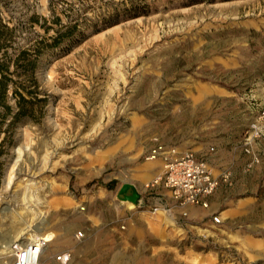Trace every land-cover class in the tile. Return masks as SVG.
Listing matches in <instances>:
<instances>
[{
  "label": "rangeland",
  "instance_id": "1",
  "mask_svg": "<svg viewBox=\"0 0 264 264\" xmlns=\"http://www.w3.org/2000/svg\"><path fill=\"white\" fill-rule=\"evenodd\" d=\"M83 1L77 13L88 24L112 9L141 12L89 26L83 38L46 47L30 65L9 61L0 103L1 227L12 216L2 213L7 207L18 215L25 205L42 209L30 231L57 229L44 264H264V126L250 140L252 153L243 150L264 110V0ZM6 2L16 55L43 34L27 19L49 16V0ZM154 137L202 156L214 174L232 173V185L216 197L230 211L221 224L171 225L152 211L160 188L145 183L160 158L151 169L144 156ZM20 144L28 149L5 187ZM253 155L258 160L246 166ZM28 181L37 198L26 202ZM124 181L138 190L134 207L116 195ZM61 250L71 253L65 263L53 258ZM7 261L0 254V264Z\"/></svg>",
  "mask_w": 264,
  "mask_h": 264
},
{
  "label": "built area",
  "instance_id": "2",
  "mask_svg": "<svg viewBox=\"0 0 264 264\" xmlns=\"http://www.w3.org/2000/svg\"><path fill=\"white\" fill-rule=\"evenodd\" d=\"M264 126V110L251 122V132L244 138V148L246 153L251 154L249 147L250 140L262 132ZM146 160L160 158L161 169L147 183L145 187L152 190L156 187H163L169 192L170 203L160 204L158 200L151 209L170 213L174 208H182L186 205L208 207V197L221 184L230 185L232 183L230 171L224 170L214 174L210 164L205 158L191 150H178L175 146H167L157 137L153 138V144L145 154ZM255 155L247 166L257 161ZM157 198L160 199V193ZM187 212L183 210L182 216ZM222 223L220 214L217 211L210 212L209 227H215ZM45 242L41 236L28 240L22 245L12 244V254L7 255L10 264H44L41 263ZM11 253V252H10ZM69 250H61L53 256L54 260L65 263L70 259ZM5 264V262L3 263Z\"/></svg>",
  "mask_w": 264,
  "mask_h": 264
},
{
  "label": "trees",
  "instance_id": "3",
  "mask_svg": "<svg viewBox=\"0 0 264 264\" xmlns=\"http://www.w3.org/2000/svg\"><path fill=\"white\" fill-rule=\"evenodd\" d=\"M83 2V0H49V16H41L37 13L31 14L27 19L28 25L34 26L38 24L43 29V34L39 35L36 33L40 38L29 39V45L19 49L15 55L14 51L17 47V38L14 31L15 24L9 25V22H12V16L7 18L1 10V5H4L5 8L7 7V2L6 0H0V103H3L7 97L8 81L5 71L8 70L9 61L13 58L18 61L27 60L25 65H30L33 63L30 57L37 56L46 47L55 46L62 40L72 42L83 38L86 34L85 29L89 26L93 30H98L99 28L118 22L120 18L135 16L141 12V10H136L133 6L121 10L112 9L97 20L89 22L91 24H88L84 22L83 17L80 18L82 13H77L78 10L82 12L85 9ZM58 3H60L58 12L63 13L67 17L65 22H62L61 14L55 11L59 5ZM19 23L20 20L18 19ZM50 31L53 32L47 36L46 34ZM15 93H18L21 99H25L22 92L16 90ZM6 115L7 112H4L2 117H6ZM17 117H20V113H18Z\"/></svg>",
  "mask_w": 264,
  "mask_h": 264
},
{
  "label": "bare ground",
  "instance_id": "4",
  "mask_svg": "<svg viewBox=\"0 0 264 264\" xmlns=\"http://www.w3.org/2000/svg\"><path fill=\"white\" fill-rule=\"evenodd\" d=\"M132 51V49H130ZM131 53V52H130ZM135 54V53H134ZM133 55V54H132ZM134 56V55H133ZM117 61V60H116ZM112 62V61H111ZM117 63V62H116ZM118 67H120L118 65ZM122 68V67H121ZM123 70V69H122ZM114 71V70H113ZM116 73L118 71H115ZM120 72V71H119ZM115 73V74H116ZM120 74V73H119ZM124 74V73H123ZM117 75V74H116ZM118 76V75H117ZM116 76V77H117ZM115 77V78H116ZM122 77V76H120ZM28 145H17L14 149V151L16 152V155L14 157V159L12 160V163L10 165V168L9 170H7V174H6V177L4 179V186L7 187L10 183H11V180L13 178V171H14V168L19 160V158H21L22 156V153L23 151H25V149H28L27 147ZM30 146V145H29ZM42 150V149H41ZM45 151V150H44ZM47 151H45V154H41L43 155L42 157V162L43 164L45 163V161L47 160ZM27 153V152H26ZM34 153V152H32ZM37 153V152H36ZM41 153V152H40ZM34 156V154H33ZM40 156V155H39ZM158 161L156 159H152L150 160L149 162L146 163V166L147 167H150L151 169H154L158 166ZM43 168V167H41ZM40 170V169H39ZM157 170V169H156ZM159 172V171H158ZM157 172V173H158ZM143 173V172H142ZM156 174V172L154 173ZM153 174V175H154ZM150 179V178H149ZM33 182H27L25 184V188L24 190H22V199L25 201L26 199V202L31 200V198L33 199V197H36L37 198V195L36 193L34 192V189L31 187V184ZM23 189V188H22ZM127 206L128 207H134V204L130 201H125ZM19 204V203H18ZM25 205V204H24ZM24 208L26 210H24L25 214L24 215H18V212L20 211H17L14 206H11L7 207V210L3 211L2 213H7L6 216H8V214L10 213L12 216L10 218V221H9V225L6 226L5 228H2L1 225L0 227V232H3L2 234V239H5L4 242L2 241V244L0 246V254H2V257H5L7 256L10 252V254H12V244L13 243H17L18 245H22L24 243H26L28 240H31L33 238H35L36 236H41V238L44 240L45 242V245H44V248H43V253L44 254V250L47 246V244L49 242H51L54 238H55V233L56 232V228L52 227V226H48V227H44L43 228V231L40 232V233H36V232H31L30 230L32 229L33 227V221H34V216L35 215H40V213L42 212V209L40 210H36L32 207H29V205H25ZM23 213V212H22ZM159 213L162 215L163 219L165 222H167L168 224H171V225H174L173 221L166 215L164 214V211L160 210ZM222 214V213H221ZM10 216V215H9ZM24 216H29L27 218H24ZM37 216V217H38ZM5 218V217H4ZM3 220V218H2ZM4 221V220H3ZM2 221V222H3ZM5 222V221H4ZM22 223H25L24 226H21ZM5 224V223H4ZM6 224H7V221H6ZM35 225V224H34ZM3 226V224H2ZM5 226V225H4ZM3 226V227H4ZM69 227V226H68ZM206 231V230H205ZM67 232V231H66ZM65 232V233H66ZM64 234V233H63ZM67 234V233H66ZM7 236L6 238H3ZM56 240H58L59 242H63L65 240L64 236H60V237H57ZM68 241V240H67ZM66 243V242H65ZM73 243V242H72ZM71 243V244H72ZM70 244V243H69ZM6 253V254H5ZM139 254V253H138ZM137 255V254H136ZM135 258V257H134ZM41 263H44L43 261ZM5 264H10V261H7ZM152 264V263H151Z\"/></svg>",
  "mask_w": 264,
  "mask_h": 264
},
{
  "label": "crops",
  "instance_id": "5",
  "mask_svg": "<svg viewBox=\"0 0 264 264\" xmlns=\"http://www.w3.org/2000/svg\"><path fill=\"white\" fill-rule=\"evenodd\" d=\"M161 166H162V162L160 160V169ZM230 175H231V179H233V175L231 172ZM231 185L232 183L230 185L221 184L219 187H217L216 190L208 197L209 204L207 208L194 206V205H186L182 208L176 207L170 213L164 212V214L169 216L173 220L174 224L181 221V222H186L187 224L203 222L209 225L210 212L217 211L220 214V217L223 221V219L230 213V211L228 210L229 209L228 207L227 208L224 207L220 209V204L216 201V197H217V193L220 191L222 187H229ZM155 199L156 201L160 200V204H169L170 203L169 192L165 188L160 187V199L159 198H155ZM183 210L187 212L185 216L181 215V212Z\"/></svg>",
  "mask_w": 264,
  "mask_h": 264
},
{
  "label": "water",
  "instance_id": "6",
  "mask_svg": "<svg viewBox=\"0 0 264 264\" xmlns=\"http://www.w3.org/2000/svg\"><path fill=\"white\" fill-rule=\"evenodd\" d=\"M117 197L123 201H130L136 204L139 199V193L135 185L132 182L124 181L119 187Z\"/></svg>",
  "mask_w": 264,
  "mask_h": 264
}]
</instances>
